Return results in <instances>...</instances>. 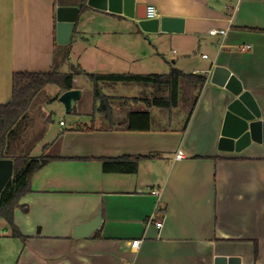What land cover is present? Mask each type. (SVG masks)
<instances>
[{
    "label": "crops",
    "instance_id": "crops-1",
    "mask_svg": "<svg viewBox=\"0 0 264 264\" xmlns=\"http://www.w3.org/2000/svg\"><path fill=\"white\" fill-rule=\"evenodd\" d=\"M80 1L0 0V104L12 100L18 71L81 66L106 75L167 74L177 68L207 76V82L188 123L174 108L150 107L152 128L128 130L111 126L94 91L93 111L85 108L90 79L76 75L82 97L74 102V121L45 124L41 154L53 159L34 174L32 191L15 209V224L28 238L15 237L0 217V264H214L222 254L264 264V143L219 148L233 93L211 80L216 66H227L264 118V0H135L134 16L87 8L70 42L61 44L56 10L80 8ZM142 3L154 4L156 17L182 18V30H143L137 16ZM221 29L226 33L211 32ZM55 87L59 96L66 91ZM133 89L123 82L103 86L118 102L112 104L117 117L144 109L138 104L152 98L141 99ZM35 124L33 117L25 131L30 153L37 142L26 134ZM179 150L185 158L176 159ZM123 156L145 158L134 172L105 171L103 158ZM98 215L99 229L88 237L74 235L76 226Z\"/></svg>",
    "mask_w": 264,
    "mask_h": 264
},
{
    "label": "trees",
    "instance_id": "trees-1",
    "mask_svg": "<svg viewBox=\"0 0 264 264\" xmlns=\"http://www.w3.org/2000/svg\"><path fill=\"white\" fill-rule=\"evenodd\" d=\"M87 8L92 7L87 4V0H81L80 12ZM83 74L92 82L94 99L95 102H98L99 112L104 114L105 119L110 121L112 127L128 130H150L152 128L150 107H156L161 111H170L178 107L182 99L185 98V102L188 101L190 91L197 89L200 92L207 82V76L185 74L177 68H173L167 74L113 73L106 75L86 72L81 66H76V71L70 72H63L58 67L49 71L15 72L12 100L6 104H0V158L14 160V175L8 181L1 195L0 217L6 220L12 229V234L24 241L28 237L15 224V209L20 206L21 198L32 191L31 182L34 174L53 159L46 151L34 157L23 154L25 131L33 123L31 112L41 102H50L59 96L52 98L46 95L45 88L48 84L55 83L64 90H68L75 87L73 82L75 76ZM113 82L138 84L151 89L153 87L152 91L155 90L156 95L144 100L146 104L144 109H130L127 111L126 117H117L111 102L112 97L103 90L105 84ZM196 102L193 104L194 107ZM192 111H190L188 121ZM142 158L145 156H123L103 158L102 162L105 171L108 172H134ZM257 254L258 247L256 246L255 255L257 256Z\"/></svg>",
    "mask_w": 264,
    "mask_h": 264
},
{
    "label": "water",
    "instance_id": "water-1",
    "mask_svg": "<svg viewBox=\"0 0 264 264\" xmlns=\"http://www.w3.org/2000/svg\"><path fill=\"white\" fill-rule=\"evenodd\" d=\"M90 7L123 13L134 16L135 0H87ZM143 10V12H142ZM80 8L76 5H60L56 10L57 40L68 44L78 22ZM139 24L145 31H181L182 18L174 16L147 17V4L138 6ZM181 22V26H180ZM213 83L224 86L233 93V98L227 104V110L220 137L219 148L227 151L241 150L252 142L264 143V118L259 106L249 90H244L241 79L227 67L216 66L212 73ZM82 97V90L73 87L64 91L59 97L68 113L72 112L74 102ZM14 175V160L0 158V200L8 181ZM102 215L93 220L76 226L74 235L88 237L100 228ZM8 228L5 227L4 231ZM214 264H242L241 257L233 254L217 255Z\"/></svg>",
    "mask_w": 264,
    "mask_h": 264
},
{
    "label": "rangeland",
    "instance_id": "rangeland-1",
    "mask_svg": "<svg viewBox=\"0 0 264 264\" xmlns=\"http://www.w3.org/2000/svg\"><path fill=\"white\" fill-rule=\"evenodd\" d=\"M77 1H79V0H77ZM164 73H166V72H164ZM88 82H89V88L87 89L88 91L84 97L85 98L84 99L85 100V108L87 107L86 108L87 110L93 111L91 109L94 107V103H93L92 98H91L92 95L89 94V92L93 93V89L91 88L92 82H90L89 80H88ZM131 85H133V88H134L133 90L135 92L134 94L138 95L141 99H142V97H153L154 95H156V91L155 90L152 91V89H153L152 86H151L152 87L151 91H149L148 88L147 89L146 88L145 89H136L134 84H131ZM55 86H56V84H50L49 86L46 87L48 90L47 91L48 94H50L51 93L50 91H52V98L53 97L55 98L57 95V93L53 91L56 88ZM90 89L92 91H89ZM124 89L126 90V88H124ZM181 89H183V88H181ZM127 90H128V92L131 91L129 89H127ZM185 94H186V89H185ZM197 96H198V90L197 89L190 91L189 96L187 98L188 101L185 102V98L182 99L178 108H174V112H182L183 113L182 117H184V120H185V117H187L186 120L188 121L190 111H192V109L194 107L193 104L196 102ZM59 97L60 96H58L55 99H52L51 102L45 101L41 104H38V106H36L35 112L31 114L36 119L35 127H34V129H29L28 133L26 135H27L28 139H30V136H32V140L37 142V143L35 145H32L34 148V151L32 153H30L28 150L29 147H28V145L26 143V139H25V144L23 146V154H25L29 157H34L35 155H38V154L41 155L42 146L40 147L39 143H40V139L43 137V135L45 137V133H47L44 131L45 124H49V125L55 124V126H58L60 119H62V120L64 119L65 121H70L71 119L73 120V118L75 116L74 113L73 112L68 113L66 111L65 105L62 101H60ZM112 104L114 106H117L118 102L115 100H112ZM145 105L146 104L144 102L138 104V106H140V107L141 106L144 107ZM83 118H84V116H83ZM181 119L183 120V118H181ZM82 121L83 122H90V121H87L84 119H82ZM44 137L42 138V140L44 139Z\"/></svg>",
    "mask_w": 264,
    "mask_h": 264
},
{
    "label": "built area",
    "instance_id": "built-area-1",
    "mask_svg": "<svg viewBox=\"0 0 264 264\" xmlns=\"http://www.w3.org/2000/svg\"><path fill=\"white\" fill-rule=\"evenodd\" d=\"M157 12H158V9H157V7L154 4H148L147 5V17L148 18H155L157 16ZM226 31H227L226 29H221L219 31L218 30H211L212 33L220 32L221 34H225ZM183 158H185V153H184L183 150H179L177 152V154H176V159H183ZM152 193L159 196L160 195V190L158 188H154L152 190ZM156 225L159 228H161L162 225H163V222L158 221V222H156ZM140 241H141L140 239H135V240H133L132 245L133 246H138Z\"/></svg>",
    "mask_w": 264,
    "mask_h": 264
}]
</instances>
